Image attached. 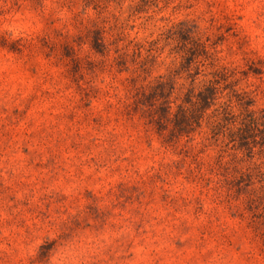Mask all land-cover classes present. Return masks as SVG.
I'll use <instances>...</instances> for the list:
<instances>
[{
    "label": "rangeland",
    "instance_id": "374dc122",
    "mask_svg": "<svg viewBox=\"0 0 264 264\" xmlns=\"http://www.w3.org/2000/svg\"><path fill=\"white\" fill-rule=\"evenodd\" d=\"M86 1L0 0V264H264L248 221L128 115L115 66L123 38L197 21L223 64L264 72V0Z\"/></svg>",
    "mask_w": 264,
    "mask_h": 264
},
{
    "label": "trees",
    "instance_id": "16d2710c",
    "mask_svg": "<svg viewBox=\"0 0 264 264\" xmlns=\"http://www.w3.org/2000/svg\"><path fill=\"white\" fill-rule=\"evenodd\" d=\"M91 5L86 1L82 14ZM92 33V50L108 56L104 31ZM122 41L115 66L130 74L128 115L139 116L162 147L181 158L174 161L179 171L183 162L192 161L188 172L200 181L201 192L247 220L264 254V107L258 106L251 82L263 70L253 63L223 64L217 44L197 21L173 25L156 40ZM167 49L168 73L155 76ZM68 51L77 60L74 48Z\"/></svg>",
    "mask_w": 264,
    "mask_h": 264
}]
</instances>
